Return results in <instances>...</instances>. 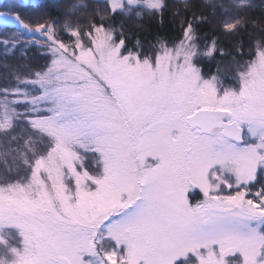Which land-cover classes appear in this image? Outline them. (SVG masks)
Masks as SVG:
<instances>
[{"label": "snow or ice", "instance_id": "6c2138e0", "mask_svg": "<svg viewBox=\"0 0 264 264\" xmlns=\"http://www.w3.org/2000/svg\"><path fill=\"white\" fill-rule=\"evenodd\" d=\"M182 3L147 50L116 18L167 0L0 11L3 60H46L0 85V264H264V0Z\"/></svg>", "mask_w": 264, "mask_h": 264}, {"label": "trees", "instance_id": "16d2710c", "mask_svg": "<svg viewBox=\"0 0 264 264\" xmlns=\"http://www.w3.org/2000/svg\"><path fill=\"white\" fill-rule=\"evenodd\" d=\"M101 0H97L96 3L93 0H83L85 4H91L92 8L89 9V12L92 9L100 6L103 3ZM79 0H59V3L56 0H0L1 7H6V9L13 8L14 12H21L24 14L26 19L36 21L41 16L45 18L54 17V18H63L64 13L68 11V6L72 3H77ZM195 2L199 3L200 0H195ZM37 3L45 4L43 9L37 10L34 5ZM169 8L165 11L163 16V22H161L159 16L154 17H144L143 19L138 20H123L120 17L116 18L115 23H125L128 28V46L132 47L133 44L139 40L144 48L147 50L149 44H154L156 37L166 38L168 41L176 40L180 37L181 34V17L184 16L183 12V3L182 0H167ZM180 10V16H175L174 12ZM89 12L78 11L73 18L76 20L80 17H88ZM256 15H259L256 13ZM13 29H10V31ZM200 35L202 37L211 38L213 35L212 28L210 26H204L200 30ZM242 40L244 44V50H247L252 46L251 41L249 40L246 33L241 34L240 37H233L230 40L224 41V46L233 49L238 41ZM204 41H201V45H203ZM3 48L0 47V54H2ZM247 58L246 56L244 57ZM46 62L45 57L39 54L38 49L36 47H32L28 50L27 60L25 61L19 55V50H17L15 56H10L6 61L3 60L2 56L0 57V69H5L4 64H8L10 67H6V70L12 73L13 67L22 64L28 63L33 68H37L43 65ZM218 65L223 66H231V61L229 58H221L217 56L215 60L204 61L201 64L202 70L204 73H213L214 69ZM2 71V70H0ZM11 73L9 76L5 74H0V84L2 85L5 82V79H12Z\"/></svg>", "mask_w": 264, "mask_h": 264}, {"label": "rangeland", "instance_id": "374dc122", "mask_svg": "<svg viewBox=\"0 0 264 264\" xmlns=\"http://www.w3.org/2000/svg\"><path fill=\"white\" fill-rule=\"evenodd\" d=\"M34 1H36V0H34ZM100 2H102V0L100 1ZM0 11H15V9H13V8H9V9H6V7H1V5H0ZM1 57V56H0ZM5 69H0V70H2V71H0V74H5V75H7V76H9V74L11 73V72H9V71H7L6 70V67H4ZM14 68V67H13ZM219 69V71L220 72H222V73H224V74H227L229 71H230V69H231V66H223V65H218L215 69H214V72L213 73H215V72H217V70ZM1 85V84H0ZM3 85V84H2ZM11 161H10V159H9V163H10ZM0 167H2V165H0Z\"/></svg>", "mask_w": 264, "mask_h": 264}]
</instances>
